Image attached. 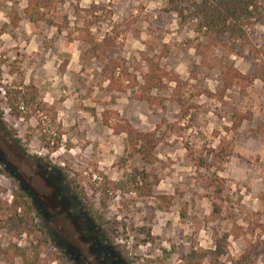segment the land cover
I'll return each mask as SVG.
<instances>
[{
  "label": "rangeland",
  "instance_id": "obj_1",
  "mask_svg": "<svg viewBox=\"0 0 264 264\" xmlns=\"http://www.w3.org/2000/svg\"><path fill=\"white\" fill-rule=\"evenodd\" d=\"M25 7L0 0V204L25 192L37 229L1 231L0 243L44 240L40 264H183L221 239L220 264H264V83L255 77L264 64V0L244 40L223 43L206 40L190 11L180 19L167 0H55L46 15L53 25L37 26ZM106 35L115 38L109 58L136 77L125 93L108 88L81 39ZM152 65L164 77L147 90L141 77ZM230 69L245 79L223 92ZM9 87L36 90L23 118L9 115ZM104 119L152 133L153 165L128 158L126 136ZM222 141L231 153L215 197L206 187L215 169L192 159ZM133 168L158 179L152 197L113 190ZM159 196L171 197L167 208Z\"/></svg>",
  "mask_w": 264,
  "mask_h": 264
},
{
  "label": "trees",
  "instance_id": "obj_2",
  "mask_svg": "<svg viewBox=\"0 0 264 264\" xmlns=\"http://www.w3.org/2000/svg\"><path fill=\"white\" fill-rule=\"evenodd\" d=\"M55 0H26V7L23 14L29 24L37 26L40 23L53 25L52 21L47 18L48 11L54 9ZM171 11L178 18H186L185 12L190 11L191 18L197 22V30L210 43H223L224 39L232 42L244 40L246 25L251 19H260L261 2L263 0H167ZM86 28V27H85ZM82 29H84L82 27ZM88 49L86 54L91 56L95 61L102 64L101 76L107 82L108 88L112 91L125 93L132 86L137 85L136 77L128 74L123 65L109 58L113 52V41L106 35L100 41L92 36L81 38ZM164 77V74L156 67L149 66L146 74L141 77L143 87L151 90L156 87L157 83ZM256 79L264 83V64L258 68L255 75ZM245 78L233 69L228 70L222 80V91L231 88L234 83L244 80ZM123 82L126 83L123 86ZM177 83V80L174 81ZM26 92L19 90L17 87H9L4 92V98L7 103L9 115L20 119L23 118L22 112L37 103V93L32 87L25 88ZM117 119V115L114 114ZM25 118H28L26 116ZM109 121V120H108ZM238 119L236 124H241ZM104 125L110 128L114 133H121L126 136V144L128 150V158L136 156L140 162L145 165H153L154 157V135L152 133L144 134L136 131L128 123L117 120L116 124L109 126L107 119L103 120ZM260 134L264 135V126H260ZM228 142L222 141L213 150L206 152L204 159L193 158L194 166L197 169H204L210 173L211 169H215L207 180L206 187L213 188L215 197L222 192V186L218 185L220 180L217 177V171L222 170V166L230 156ZM216 167V168H215ZM0 169V175H2ZM152 180V182H150ZM158 184L155 176L149 175L145 170L138 171L132 169V174L124 177V179L112 184L114 191L125 193H136L146 197H152V188ZM11 202L8 206L0 204V232L20 237L24 234L29 235L37 229L34 223V212L28 196L19 191L11 192ZM160 203L167 208L170 204L171 197L159 196L157 198ZM214 211L217 213L216 204H213ZM7 210V214H5ZM148 240L152 238L147 234ZM43 243H46L43 240ZM42 242L30 243L28 246L21 247L14 240L8 244L0 243V261L12 264L14 260H18L19 264H40L41 254L44 248ZM225 255L224 247L221 239H215L213 250L209 251H191L181 257L183 264H220V259Z\"/></svg>",
  "mask_w": 264,
  "mask_h": 264
},
{
  "label": "flooded vegetation",
  "instance_id": "obj_3",
  "mask_svg": "<svg viewBox=\"0 0 264 264\" xmlns=\"http://www.w3.org/2000/svg\"><path fill=\"white\" fill-rule=\"evenodd\" d=\"M19 192H22V191H19ZM23 193H25V192H23ZM26 194V193H25ZM27 195V194H26ZM28 196V195H27ZM29 198V197H28ZM30 200V199H29ZM32 205V204H31Z\"/></svg>",
  "mask_w": 264,
  "mask_h": 264
}]
</instances>
